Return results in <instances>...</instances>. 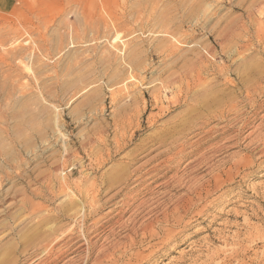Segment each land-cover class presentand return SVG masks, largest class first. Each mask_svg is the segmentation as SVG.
Returning a JSON list of instances; mask_svg holds the SVG:
<instances>
[{
  "label": "rangeland",
  "instance_id": "obj_1",
  "mask_svg": "<svg viewBox=\"0 0 264 264\" xmlns=\"http://www.w3.org/2000/svg\"><path fill=\"white\" fill-rule=\"evenodd\" d=\"M263 133L264 0H0V264H264Z\"/></svg>",
  "mask_w": 264,
  "mask_h": 264
},
{
  "label": "bare ground",
  "instance_id": "obj_2",
  "mask_svg": "<svg viewBox=\"0 0 264 264\" xmlns=\"http://www.w3.org/2000/svg\"><path fill=\"white\" fill-rule=\"evenodd\" d=\"M234 33V32H233ZM260 35V34H259ZM260 42V41H259ZM208 51V50H207ZM256 64V63H255ZM259 65V64H258ZM220 68V67H219ZM243 68V67H242ZM193 69V68H192ZM246 71V70H245ZM244 71V72H245ZM242 72V71H241ZM184 79H185V83H186V87L187 88H189L190 89V87H191V84H195L196 82H197V84L201 81V77H200V74H199V72L197 71V70H194V72H193V75H192V73H191V75L190 74H186L185 76H184ZM192 81V82H191ZM176 83V82H175ZM202 83V81L200 82V84ZM196 86V85H195ZM173 87V86H172ZM205 87V86H204ZM179 88V87H178ZM193 88V87H192ZM197 88V87H196ZM188 89V90H189ZM179 91L176 93L177 95H179V96H181L182 95V92H181V90L180 89H178ZM186 91V90H185ZM194 91V90H193ZM214 91H216V90H214ZM213 91V92H214ZM249 91V90H248ZM247 91V92H248ZM233 92V91H232ZM215 94V93H214ZM208 99H210V98H208ZM236 99V98H235ZM234 99V100H235ZM222 100V99H221ZM200 102V101H199ZM218 102H220L219 100H217V99H214V98H212V99H210V101H208V102H206L205 104H207V106L209 107V106H214V105H216V104H218ZM230 102V101H229ZM226 103V102H225ZM224 104V103H223ZM222 106V105H221ZM215 107V106H214ZM190 108V107H189ZM204 108H206V107H204ZM211 108V107H210ZM219 108V107H218ZM196 109V108H195ZM138 110V109H137ZM203 110V109H202ZM205 110V109H204ZM213 110V109H212ZM215 110V109H214ZM213 110V111H214ZM216 110H218V109H216ZM188 111V110H187ZM196 111V110H195ZM195 111H194V114H195ZM208 111V110H207ZM212 111V112H213ZM233 111V110H232ZM192 112H193V110H192ZM197 112V111H196ZM203 112V111H202ZM202 112H199V113H202ZM209 112H211V110L209 111ZM212 112H211V114H212ZM198 113V114H199ZM221 113H222V111H221ZM139 114V113H138ZM197 114V113H196ZM198 114H197V116H198ZM200 115V114H199ZM207 115V114H206ZM205 115V116H206ZM187 116H189V114L187 115ZM195 116V115H194ZM193 116V117H194ZM196 116V117H197ZM192 117V118H193ZM199 117V116H198ZM208 117H209V115H208ZM195 118V117H194ZM200 118H202V116L200 117ZM207 118V117H206ZM205 118V119H206ZM179 119V118H178ZM190 119V118H189ZM189 119L187 120V121H189ZM197 119V118H196ZM199 120V119H198ZM208 120V119H207ZM120 121H121V119H120ZM130 121V120H129ZM201 121V120H200ZM185 123H183V124H187L186 123V120L184 121ZM194 122V121H193ZM128 123V122H127ZM204 122H202V124H203ZM192 124V123H191ZM190 124V125H191ZM196 124V123H195ZM194 124V125H195ZM199 124H201V122L199 123ZM130 125V124H129ZM171 125V124H170ZM177 125V124H176ZM168 126V125H167ZM189 126V125H188ZM212 126V125H211ZM129 127V126H128ZM200 127V126H199ZM166 128V127H165ZM175 128V127H174ZM187 128V127H186ZM229 128V127H228ZM119 129V128H118ZM164 129V128H163ZM171 129V128H170ZM173 129V128H172ZM191 129H193V128H191ZM123 130V129H122ZM169 130V129H168ZM168 130L167 129H164V130H162L161 131V136H164V135H166L167 133H168ZM183 130V129H182ZM180 131V130H179ZM203 131V130H202ZM211 131V130H210ZM182 132V131H181ZM156 133V132H155ZM159 133V132H158ZM171 133V132H170ZM177 133V132H176ZM182 134V133H181ZM264 134V133H263ZM157 135V134H156ZM170 135V134H169ZM179 135V134H178ZM167 136V135H166ZM117 137V136H116ZM158 137V136H157ZM174 135H171V136H167L165 139H163L160 143L161 144H163V145H165V146H167L166 148H162L161 149V151H159V152H157L156 154H154L153 156H151L149 159H147V160H145V162H147V163H149V162H154V165L151 167V170H157V169H159V168H161V167H170L169 166V164L173 161V159H174V157L178 154V153H180L181 151H184L183 150V148H184V145H183V143H181L180 144V149H177L178 150V152H174L173 150H175L174 148L175 147H177L176 145H175V142H174ZM263 138V136L261 137V139ZM176 139V138H175ZM177 139H178V136H177ZM198 139V138H197ZM260 139V138H259ZM258 139V140H259ZM157 140V139H156ZM158 140H159V138H158ZM168 140H170L169 142H168ZM184 140V139H183ZM186 140V139H185ZM184 140V141H185ZM118 141V140H117ZM120 141H121V139H120ZM190 141V140H189ZM189 141H188V143H189ZM262 141H264V139H262ZM116 142V141H115ZM159 142V141H158ZM183 142V141H182ZM191 142V141H190ZM119 143V142H118ZM121 143V142H120ZM199 143V142H198ZM262 143V142H261ZM124 144V143H123ZM190 144V143H189ZM194 144V143H193ZM178 145V144H177ZM188 145V144H187ZM263 145H264V142H263ZM186 147V146H185ZM161 148V147H160ZM258 148V147H257ZM262 153H264V152H262ZM128 154V153H127ZM132 160V159H131ZM130 160V161H131ZM124 161V160H123ZM145 162H143V163H141L140 165H139V167H144L147 163H145ZM121 163V162H120ZM119 163V164H120ZM123 163V162H122ZM129 164H130V162H129ZM125 165H126V163H125ZM126 166H128V164L126 165ZM121 167V166H120ZM125 166L123 165L122 166V169L121 170H124L125 168H124ZM119 168V167H118ZM124 168V169H123ZM137 168V167H136ZM114 171H115V169H114ZM120 171V170H119ZM132 172H134L133 170H132ZM139 172V171H138ZM229 172V171H228ZM215 173V172H214ZM101 174H103V173H101ZM108 174V173H107ZM110 174H112V173H110ZM120 174V173H119ZM106 175V174H105ZM126 176V175H125ZM231 177V176H230ZM229 177V178H230ZM119 178V177H118ZM122 178V177H121ZM127 178V177H126ZM148 178V176L146 177V179ZM216 178H217V175H216ZM103 179V178H102ZM110 179H111V177H110ZM117 179V178H116ZM120 179V178H119ZM146 179H143L142 180V182L143 181H145ZM103 180H105V179H103ZM121 180V179H120ZM123 180V179H122ZM138 180V179H137ZM215 180V179H214ZM108 181V180H107ZM106 181V182H107ZM218 181H219V179H218ZM105 182V181H104ZM113 182V181H112ZM108 183H110V182H108ZM115 183V182H114ZM97 184V183H96ZM107 184V183H106ZM112 183H110V185H111ZM209 184V183H208ZM109 185V186H110ZM116 185V184H115ZM97 187V186H96ZM106 187V186H105ZM107 188V190L106 191H108V188L109 187H106ZM112 188V187H111ZM97 189V188H96ZM206 190H208V189H206ZM92 191H93V193H92V195L94 194V189H92ZM209 191V190H208ZM80 192V191H79ZM90 192V191H89ZM116 192V191H115ZM88 193V192H87ZM106 193V192H105ZM112 194V193H111ZM110 194V195H111ZM118 193H113L109 198H110V200H112L113 198H114V196H116ZM91 195V196H92ZM173 195V194H172ZM200 195V194H199ZM86 196V195H85ZM84 196V197H85ZM91 196H90V198L89 199H91L92 200V198H91ZM181 198V197H180ZM85 199H86V197H85ZM97 199V198H96ZM98 200V199H97ZM96 200V201H97ZM123 200V199H122ZM170 200V199H169ZM77 201V200H76ZM82 201V200H81ZM86 201H87V199H86ZM99 201V200H98ZM79 202V201H78ZM78 202H76V203H78ZM95 199L94 200H92L91 202H89V203H87V205H88V207H89V211H88V214H85V210L83 209V208H77L78 209V213L80 214L79 216H80V223L78 224V222H77V224H78V227H77V229H78V232H79V235H80V239L81 240H83V243H81L80 245H88V239H87V227H86V225H85V222H86V220H87V218L89 217L88 215H91V214H93V213H95V212H97L96 210H97V208H96V206H95ZM75 203V202H74ZM72 204L71 206H74L75 204ZM85 203V202H84ZM118 203V202H117ZM38 204V203H37ZM173 204V203H172ZM192 204V200L191 199H186L180 206H177V207H175V211H178L180 208V210L181 211H184V212H187L186 211V209L189 207V205H191ZM61 205H63V204H61ZM85 205H86V203H85ZM99 205V204H98ZM106 205V204H105ZM104 205V206H105ZM117 205V204H116ZM171 205V204H170ZM28 206V205H27ZM31 206V208H33V206L34 205H30ZM70 206V205H69ZM70 206V207H71ZM100 206V205H99ZM120 206V205H119ZM35 207V206H34ZM38 207V206H37ZM55 207H57V206H55ZM54 207V208H55ZM103 207V206H102ZM121 207V206H120ZM58 208V207H57ZM62 208V207H61ZM68 208V207H67ZM72 208V207H71ZM74 208V207H73ZM72 208V209H73ZM84 208H86L87 209V207H84ZM38 209V208H37ZM66 209V208H65ZM75 209V208H74ZM76 209V210H77ZM99 209V208H98ZM55 210H57V209H55ZM67 210V209H66ZM71 210V209H70ZM103 210V209H102ZM189 210V209H188ZM54 211V210H53ZM69 211V210H68ZM61 212V211H60ZM82 212V213H81ZM51 213H53V212H51ZM66 213H67V211H66ZM180 212H178V214H179ZM183 213V212H182ZM65 214V213H64ZM53 214H50V215H48V214H46V215H40V216H38L37 217V219H38V221L34 224V229H36V231L37 230H41V228L40 227H42V224H45V223H47V222H51V220H53L54 219V216H52ZM134 215H136V214H134ZM74 216V215H73ZM96 216V215H95ZM177 216V215H176ZM62 217V216H61ZM151 217V216H150ZM59 218V217H58ZM74 218H75V216H74ZM138 218V217H137ZM136 219V218H135ZM56 220V219H55ZM96 220V219H95ZM94 221V220H93ZM151 222V221H150ZM52 223V222H51ZM54 223H56V222H54ZM94 223H96V222H94ZM153 223V222H152ZM122 224V223H121ZM145 224V223H144ZM59 225V224H58ZM57 225V226H58ZM56 226V224H55V227H57ZM60 226L61 225H59L58 227L60 228ZM145 226V225H144ZM38 228H40V229H38ZM58 228V229H59ZM64 228H65V226H64ZM33 229V230H34ZM57 229V230H58ZM61 229H63V228H60L59 230L61 231ZM67 230H68V228H66ZM76 229V228H75ZM65 230V229H64ZM72 230H73V228H72ZM42 231V230H41ZM41 231H37V234H36V237H35V239H33V241L31 242V247H35L36 249L37 248H40V249H37V250H40L41 252H46V251H48L49 249H52L57 243H59V241H62V239H63V237H64V235H63V233H59V234H57V232L58 231H55L54 229L53 230H48L49 232H46V233H44L45 231H43V232H41ZM31 232V231H30ZM71 232V231H70ZM64 233H65V231H64ZM77 233V232H76ZM152 233H154V232H152ZM27 235V234H26ZM33 235V234H32ZM72 235H74V234H72ZM71 235V236H72ZM70 236V235H69ZM152 236V235H151ZM68 237V236H67ZM125 237V236H124ZM46 238H47V240H46ZM68 239H69V237H68ZM65 241H66V239H65ZM70 242H71V240H70ZM62 243V242H61ZM61 246V245H60ZM59 245H58V248L60 247ZM63 246V245H62ZM108 246V245H107ZM129 247V246H128ZM61 250V249H60ZM9 251V250H8ZM52 251V250H51ZM64 251V250H63ZM122 251V250H121ZM6 252V251H5ZM4 252V253H5ZM10 253V252H9ZM56 253V252H55ZM45 254V253H44ZM47 254V253H46ZM45 256V255H44ZM105 256V255H104ZM49 257V256H48ZM114 257V256H113ZM106 258V257H105ZM109 258V257H108ZM36 259H38V258H36ZM48 259V258H47ZM87 259H88V257H87ZM107 259V258H106ZM110 259V258H109ZM5 261H6V259H5ZM10 261V260H9ZM9 261H8V264H9ZM41 261V260H40ZM7 262V261H6ZM14 262H15V260H14ZM13 262V263H14ZM99 262V261H98ZM97 262V263H98ZM101 262V261H100ZM39 263V262H38ZM45 263V262H44ZM96 263V264H97Z\"/></svg>",
  "mask_w": 264,
  "mask_h": 264
}]
</instances>
